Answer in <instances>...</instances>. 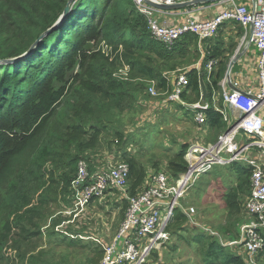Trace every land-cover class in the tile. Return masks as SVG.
Segmentation results:
<instances>
[{
    "label": "trees",
    "instance_id": "trees-1",
    "mask_svg": "<svg viewBox=\"0 0 264 264\" xmlns=\"http://www.w3.org/2000/svg\"><path fill=\"white\" fill-rule=\"evenodd\" d=\"M67 2L0 0V264H14L2 254L10 239L28 243L41 236L39 228L49 220V238L59 236L53 227L63 217L50 212L51 205L61 202L63 207H71L70 183L77 164L84 160L90 171L98 168L92 156L102 150L103 141L107 153L114 155L113 161L128 165L127 194L137 195L148 180L147 168L127 150L129 140L119 125L124 113L143 108L139 95L146 86L144 81L154 80L156 88L164 91L169 86L164 72L190 66L186 75L191 95L184 93L182 98L192 102L199 97L200 81L199 72L189 64L201 59L204 80V66L213 59L211 83L217 88L243 32L234 22L224 23L216 37L203 42L202 54L193 34L183 35L168 49L152 36L133 0H74L50 36L25 57L2 62L30 49L62 14ZM101 42L112 48V53L121 46L122 60L109 61L97 50ZM118 64L119 68L128 66L126 78L114 72ZM204 84L209 93L210 85ZM177 109H184L192 119L187 109L180 105ZM205 127L214 136L226 129L220 115L211 109L206 112ZM188 146L183 143L167 162L169 175L185 172ZM229 166H234L235 182L223 197L224 207L228 213L239 214L242 199L249 194L251 171L241 164ZM152 168L161 171L156 163ZM33 197H37L36 204H32ZM169 230L181 239L190 232L187 243L197 247L201 264H245L237 248L224 247L216 237L190 225L180 210H175ZM73 231L61 236L62 241H67L68 247H89L94 255L88 263L98 264L104 254L102 246L81 245V233ZM237 233L229 231L226 236L236 239ZM19 259L23 264L45 262L25 253Z\"/></svg>",
    "mask_w": 264,
    "mask_h": 264
},
{
    "label": "built area",
    "instance_id": "built-area-1",
    "mask_svg": "<svg viewBox=\"0 0 264 264\" xmlns=\"http://www.w3.org/2000/svg\"><path fill=\"white\" fill-rule=\"evenodd\" d=\"M196 0H133L136 10L147 20L152 36L166 48L172 46L185 34L197 37V48L202 54L203 42L217 36L224 23L234 22L243 29L237 39L234 55L243 63L250 57L251 48L256 52L254 68L249 61L248 73L253 71L254 80L241 69L232 76L229 63L223 77L215 88L211 75L215 61L210 59L204 66L203 82L210 85L207 98L202 99L201 86L199 97L194 101L183 100L182 95H191L188 89L187 69H177L172 76H165L170 86L164 90L167 103H176L187 109L197 126H206V112L210 109L220 115L226 129L217 136L216 141L207 144L188 146L184 155L185 172L171 176L158 171L148 175V180L139 193L127 195L129 168L124 162L109 163L107 166L89 170L86 161L77 164L76 175L70 183L71 207L67 214L84 212L91 201L113 193H120L127 200V208L112 242L104 249L98 264H144L154 250L169 241L167 231L175 210H180L188 223L219 239L224 247L237 248L245 264H262L264 252V0H250V7L237 4L236 0H212L223 3L222 11L207 20L193 16L191 5L185 10L186 18L173 22L167 17L172 10L157 6H174L192 3ZM231 59V60H232ZM230 60V61H231ZM198 59L191 67L200 73ZM229 61V62H230ZM128 66L123 67L126 76ZM247 77L246 82L242 78ZM206 87V85H205ZM156 82L150 80L146 85L149 96L156 95ZM170 89V90H169ZM241 164L250 168L249 194L243 208L246 221L239 228L236 239L223 242L217 233L208 230L195 219L193 207L181 209V200L193 188L198 179L213 170L215 166ZM185 211V212H184Z\"/></svg>",
    "mask_w": 264,
    "mask_h": 264
},
{
    "label": "rangeland",
    "instance_id": "rangeland-1",
    "mask_svg": "<svg viewBox=\"0 0 264 264\" xmlns=\"http://www.w3.org/2000/svg\"><path fill=\"white\" fill-rule=\"evenodd\" d=\"M243 2L250 6V0H236L239 5L244 4ZM230 28L232 29L233 25L232 27L230 25ZM236 30L231 35L235 34ZM97 48V50L104 52L109 57V61L122 60L124 51L121 46L113 53V49L103 42ZM191 59L195 58L192 57ZM197 61L195 59L189 65L192 66ZM118 66L119 64L117 65L118 69L115 68L114 72L118 76L126 78L122 69L124 65L122 68ZM189 67L184 65L177 69L183 70ZM241 69L248 76L247 67H242V61L234 63L232 76L237 75L238 77ZM175 71H173L172 76ZM169 72L166 71L163 74L169 76ZM138 81L143 82L140 79ZM149 81L146 80L144 82L147 85ZM145 87L139 95L141 103L144 104L143 108L141 110L137 108L133 113H124L123 121L119 127L124 131L125 136L128 137L127 150L147 168L148 175L156 172L152 168L155 163L158 164V170L167 172V162L179 152L183 143L191 146L216 141L217 135L215 137L213 132L211 134L208 133L205 126H197L190 117H186L184 109H177L178 104L167 103L166 98L168 95L164 91L155 89L156 95L149 96L146 94ZM190 100H193L192 96ZM107 152L103 141L102 150L92 156L99 163L98 168L117 162L113 161L114 155ZM18 160L22 163L24 157L22 156ZM234 182V166H215L212 172L202 175L181 200V209L186 210L193 207L196 212L194 216L196 221L202 227L217 233L223 242L233 240L231 238L232 235L230 237L226 236L229 231H232L233 234L238 232V236L239 228L247 218L243 208V203L247 196L242 199L239 214L228 213L224 207L223 197ZM0 189L2 190V188ZM36 202L37 197H33L32 204H36ZM63 206L61 202L58 205L52 204L49 210L50 212H57V215L63 217L60 224L53 227V230L58 232L59 236L49 238L48 232L51 226L48 227V223L51 222L49 220L47 226L39 228L41 236L30 239L28 243H22V241L14 243L10 239L2 249L3 256L14 264H23L19 259L23 253H25L26 257L36 255L47 264H89L88 258H92L94 255L92 249L82 246L68 247V242L62 241L61 236L66 234V232L69 233V229L74 230L73 232L81 233L78 235V238L81 239V245L100 244L104 250L112 242L123 220L122 218L127 208V200L118 192L105 195L100 199H95L83 213L78 212L70 215L67 214L69 207ZM227 221L228 224L233 226L232 229L226 224ZM167 231L170 235L169 241L158 250L152 251L144 264H201L197 247L187 243L186 239H189L190 232L188 234L184 233V237L181 239L178 235L171 234L173 229L172 231L169 230V226ZM260 257L262 264H264V252ZM45 262L42 264H45Z\"/></svg>",
    "mask_w": 264,
    "mask_h": 264
},
{
    "label": "water",
    "instance_id": "water-1",
    "mask_svg": "<svg viewBox=\"0 0 264 264\" xmlns=\"http://www.w3.org/2000/svg\"><path fill=\"white\" fill-rule=\"evenodd\" d=\"M211 1L212 0H196L192 3L178 4V5H174V6H157L154 4H152V5L156 8H161V9H165V10H176V9L188 8L191 5L210 3ZM73 2H74V0H68L65 8L63 9L62 14L58 17V19L55 20V22L53 23V25L49 29H47L45 32H43L42 34H40L38 36V38L31 45L30 49H28L26 52H24L21 56H19L17 58L5 60L2 62H4V63L13 62V61H16L22 57H25L29 53V51H31L36 45H38L42 40H44L45 38L50 36L53 33V31L55 30V28L59 25L61 20L64 18V16L69 12L70 6L72 5ZM239 58H240V55L239 56L237 55L229 62V65H228L229 69L234 65V63L237 60H239ZM199 81H200V86H201V91H202V96H203L202 99L205 100L207 98V90H206V87H205V84L203 82L201 75L199 76Z\"/></svg>",
    "mask_w": 264,
    "mask_h": 264
},
{
    "label": "crops",
    "instance_id": "crops-1",
    "mask_svg": "<svg viewBox=\"0 0 264 264\" xmlns=\"http://www.w3.org/2000/svg\"><path fill=\"white\" fill-rule=\"evenodd\" d=\"M248 1V0H247ZM245 5H247V3L243 2ZM248 6V5H247ZM250 7V6H248ZM223 8V3L220 2H210V3H203V4H198L196 7H192L191 10H193V16L200 19V20H207L209 18H212L213 16H215L216 14H218L220 11H222ZM185 10H172L169 12V14L164 15L162 17L164 18H168L173 22H181L184 21V19L186 18L185 14ZM230 32L227 31L226 36L229 34ZM224 39H226V37H224ZM250 53V57L247 58L245 60L249 61L253 68H254V64H255V54L256 52L253 51V49L251 48V50L249 51ZM245 62L243 63V66L245 64ZM248 76H250L251 80H254V75H253V71L248 73ZM244 80V82H246L247 77L242 78Z\"/></svg>",
    "mask_w": 264,
    "mask_h": 264
}]
</instances>
